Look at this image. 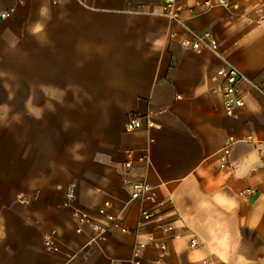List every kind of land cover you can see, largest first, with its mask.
<instances>
[{
	"label": "crops",
	"instance_id": "0c3cea01",
	"mask_svg": "<svg viewBox=\"0 0 264 264\" xmlns=\"http://www.w3.org/2000/svg\"><path fill=\"white\" fill-rule=\"evenodd\" d=\"M176 1L215 52L183 47L163 0H0V264H130L137 243L147 264H264V96L244 82L230 117L210 80L224 60L264 79V0ZM134 114L153 127L127 131ZM124 179L171 202L179 237L126 231L148 206ZM75 210L117 220L100 239Z\"/></svg>",
	"mask_w": 264,
	"mask_h": 264
},
{
	"label": "built area",
	"instance_id": "2783aa9c",
	"mask_svg": "<svg viewBox=\"0 0 264 264\" xmlns=\"http://www.w3.org/2000/svg\"><path fill=\"white\" fill-rule=\"evenodd\" d=\"M199 6L204 9H210L213 7L230 8L232 15L239 9V5L236 2H230L228 0H207ZM181 6L176 0H163L161 5V15L169 22L179 25L185 32L186 38L181 41V45L192 51H200L203 49L216 51L217 43L211 33H197L186 27L180 19ZM10 15L9 11H2L0 13V19H6ZM211 82L214 85V90L220 94L222 98V106L225 114L230 117H235L236 111L241 109L245 105V93L241 89L244 82H247L251 89L260 95L264 96V79L259 83L247 81L229 62L223 61L222 66L215 72L211 78ZM153 127V123L147 117L140 115H131L126 124L127 131H137L143 128ZM230 151L229 143L222 149L219 156V167L221 169H228ZM131 166L130 161L125 163V167ZM124 183L127 185L130 191V201L138 203H146L147 208L142 209L139 212L138 218L135 222L133 230H126L128 233H134L137 237L140 230L148 228L157 231L163 238H176L180 236L175 230V223L179 221V216L174 212L171 202L158 201L157 193L154 188L145 179L128 180L124 179ZM254 194L253 189L242 191L238 193L240 197H247ZM65 198L67 203H71L75 198V184H70L66 188ZM172 213L169 215L168 213ZM103 214V210L100 211ZM73 215L80 224H90L92 231L98 238H102L107 233L108 228L113 222L117 220L116 217L106 216L108 224L102 225L99 222H95L91 217L79 210H75ZM160 250V254L166 251V244L161 241L157 244ZM189 247L194 249L198 246V240L195 236L189 239ZM142 244H136L133 249L132 258L130 264H147L143 261L141 256ZM115 264V263H112ZM153 264V263H148ZM202 264H207L206 260L202 261Z\"/></svg>",
	"mask_w": 264,
	"mask_h": 264
}]
</instances>
